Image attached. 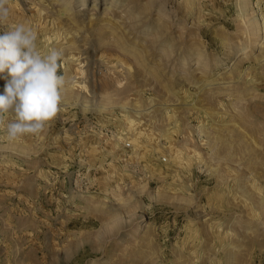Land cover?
<instances>
[{
    "label": "rangeland",
    "instance_id": "obj_1",
    "mask_svg": "<svg viewBox=\"0 0 264 264\" xmlns=\"http://www.w3.org/2000/svg\"><path fill=\"white\" fill-rule=\"evenodd\" d=\"M95 1L73 0L74 27L57 16L64 0H9L0 24L30 26L42 54L61 50L66 80L39 136L0 132V264H264V35L238 58L251 43L240 0H200L193 14L194 0H122V44L87 20L111 6ZM250 2L264 23V0ZM199 49L206 77L182 69Z\"/></svg>",
    "mask_w": 264,
    "mask_h": 264
},
{
    "label": "clouds",
    "instance_id": "obj_2",
    "mask_svg": "<svg viewBox=\"0 0 264 264\" xmlns=\"http://www.w3.org/2000/svg\"><path fill=\"white\" fill-rule=\"evenodd\" d=\"M9 0H0V24L9 19ZM63 52L42 54L37 34L19 23L0 32V132L8 141L39 136L60 111L65 76L58 74ZM2 138V137H0Z\"/></svg>",
    "mask_w": 264,
    "mask_h": 264
},
{
    "label": "bare ground",
    "instance_id": "obj_3",
    "mask_svg": "<svg viewBox=\"0 0 264 264\" xmlns=\"http://www.w3.org/2000/svg\"><path fill=\"white\" fill-rule=\"evenodd\" d=\"M57 1H62V0H57ZM81 1H83L84 2V4L83 5H86V1L87 0H81ZM120 1L122 2V0H110V7H107V8H105L104 9V11H103V14L101 15L100 14V16H99V13H96V14H92V17L91 18H89V17H87V20L89 19L90 20V22L93 20V19H95L96 18V20H101V22L102 21H105L106 22V24L107 25H104V26H107L108 28H110L111 30V32L110 33H113V35L115 36V37H117V39H119L118 41L120 42V43H122L123 44V37H121V36H119V34H118V27H117V23H118V21L116 20V18H115V14L113 13V12H111V10H113V7L112 6H118L119 4H120ZM64 2H65V5H64V7L62 8V9H60L58 12H57V16L60 18V19H65L66 21H68L70 24H72V25H74V27L77 25V21H78V19L76 20V17H75V15L71 12V7H72V3H73V0H64ZM96 2V5L95 6H97V5H99V0H96L95 1ZM130 2H131V0H130ZM198 2L200 3V0H194L193 1V3L191 4L190 3V7H189V11H190V13L191 14H193L194 12H196L197 11V7L200 5H198ZM251 5V2H250V0H240V14H239V18H240V20L242 21V24H243V26L242 27H244L243 28V31H242V33H244L243 35H246L245 36V39H248V40H250V41H247L246 43H248L249 44V42H251L249 45H245V46H243V45H240V48L238 49V58H241L242 56H244V55H247V54H249L252 50H254V48H256V46H257V43H252V41H254V40H252L251 41V39L253 38V36H258L260 33H262L263 35H264V23L262 22H259L258 20H257V16H254L253 14L251 15V14H248V11L247 10H251L249 7H251L250 6ZM187 7V6H186ZM132 8V7H131ZM163 5L159 8V14L160 13H163ZM99 9V8H98ZM98 9H96V10H98ZM81 11H84V8L81 10ZM81 11H79V13H81ZM197 13V12H196ZM253 13H255V12H253ZM84 14L85 13H83L82 15H81V17L82 16H84ZM135 15H138V14H135ZM62 16H64V17H62ZM260 16V15H259ZM263 16V15H262ZM122 17V16H121ZM139 17H140V15H138L137 17H136V19H139ZM168 17V16H167ZM263 19H261L262 21H264V17H262ZM119 19V18H118ZM134 19V18H133ZM88 20V21H89ZM65 21V22H66ZM104 22V23H105ZM161 22V21H160ZM159 22V23H160ZM121 23V22H120ZM121 24H119V27L121 28ZM163 26H164V24H163ZM71 28V27H70ZM74 29V28H73ZM98 29V28H97ZM107 29V28H106ZM122 30V29H121ZM70 32V31H69ZM69 32H67L66 34H69ZM80 33V32H79ZM78 34V33H77ZM76 34L74 33V36H75ZM261 35V34H260ZM66 36V35H65ZM262 37V36H261ZM75 38V37H74ZM257 39V38H256ZM262 39H264L263 37H262ZM76 40V39H75ZM261 40V39H260ZM256 41V40H255ZM262 41V40H261ZM257 42V41H256ZM245 43V44H246ZM126 44V43H125ZM73 46H75L74 45V43H73ZM233 46V45H232ZM173 44H171V45H169V43L167 44V47H165L164 49H163V55H169V54H171V52H172V50H173ZM190 47V46H189ZM261 48H259L260 49V51H263L264 52V44L262 45V46H260ZM202 49V48H201ZM201 49H199V50H195V51H193L192 52V55L191 56H185V58L183 59V61H182V63H183V70L184 69H187L189 66L191 67V66H195V65H197V70L198 69H200L201 67H204V70H205V68H209L211 65H210V63L212 64L213 62H209L210 60H207L208 58H206L205 57V53L203 52V50H201ZM134 51V50H133ZM205 51V50H204ZM135 52H137L136 50H135ZM262 52V53H263ZM137 54V53H136ZM135 54V55H136ZM264 54V53H263ZM261 55V54H260ZM138 57H140L141 56V54L139 53L138 55H137ZM142 57H143V55H142ZM184 57V56H183ZM235 58V57H234ZM264 58V55L263 56H257L256 57V60L259 62V61H261L262 59ZM138 59H140V58H138ZM231 60V59H230ZM225 61V60H224ZM243 61V60H242ZM140 62H142V61H140ZM194 62V63H193ZM240 62V61H239ZM263 62V61H262ZM143 64V63H142ZM214 65V64H213ZM217 66H219V64L216 62L215 63V67H217ZM210 69V68H209ZM233 69V68H232ZM188 70V69H187ZM196 70V72H195V74L197 75L198 74V71H199V74H201V76H203V77H206V74H205V72L202 70V69H200V70H198L197 71ZM202 70V71H201ZM231 70V69H230ZM241 70V69H240ZM233 71V70H232ZM238 72H240V71H238ZM233 73H235V72H232L231 74H229L228 76H230V78H231V80H234V78H233ZM188 74V73H187ZM194 74V78H195V80L197 81V83H199L200 84V82H203L202 84V86H206V88H208V87H210V88H212L213 86H215V84H216V82H215V79L214 80H211V79H209V78H206L205 80L204 79H202V78H200L199 76H196ZM236 74V73H235ZM239 74H241V73H239ZM238 74V75H239ZM189 75V74H188ZM191 75V74H190ZM192 75H193V73H192ZM196 76V77H195ZM208 76H210V75H208ZM187 77V76H186ZM221 77V76H220ZM225 77V76H224ZM241 77V76H240ZM212 78V77H211ZM188 79H189V76H188ZM216 80H218V79H216ZM223 80V79H222ZM237 80V79H236ZM190 82H192V81H190ZM195 83V82H194ZM191 84V83H190ZM237 84V83H236ZM228 85H230V84H228ZM227 86V85H226ZM200 87V86H199ZM229 87V86H228ZM214 88V87H213ZM215 88H216V86H215ZM217 88H219V86H217ZM229 88H231V87H229ZM243 88V87H242ZM241 88V89H242ZM205 89V88H204ZM203 90V89H202ZM213 90V89H212ZM216 90V89H215ZM238 90V89H237ZM214 91V90H213ZM220 93H222V92H220ZM195 95V94H194ZM213 96V95H212ZM215 97V96H214ZM238 105V104H237ZM81 107L85 110V111H88V110H94V111H99V112H102V111H105L106 109H107V107L106 106H104V105H87V104H81ZM90 108H92V109H90ZM120 108H123L125 111H127L128 112V110L129 111H131V112H134L135 113V115L137 116V117H139V116H141L142 114H145L143 111H139V109L138 110H134V109H131L130 107H128L127 105H123V106H121ZM151 113V112H150ZM150 113H148V114H150Z\"/></svg>",
    "mask_w": 264,
    "mask_h": 264
},
{
    "label": "built area",
    "instance_id": "obj_4",
    "mask_svg": "<svg viewBox=\"0 0 264 264\" xmlns=\"http://www.w3.org/2000/svg\"><path fill=\"white\" fill-rule=\"evenodd\" d=\"M131 148H132V144H131L130 142H128L127 144L125 143V144L123 145V147H122L123 150H131ZM125 160H126V159H125ZM163 161L166 162L167 159L164 158Z\"/></svg>",
    "mask_w": 264,
    "mask_h": 264
}]
</instances>
